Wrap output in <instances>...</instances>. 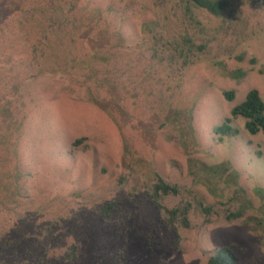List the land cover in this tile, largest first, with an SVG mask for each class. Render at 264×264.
I'll use <instances>...</instances> for the list:
<instances>
[{
    "label": "rangeland",
    "instance_id": "obj_1",
    "mask_svg": "<svg viewBox=\"0 0 264 264\" xmlns=\"http://www.w3.org/2000/svg\"><path fill=\"white\" fill-rule=\"evenodd\" d=\"M57 2L0 0V264H208L212 251L233 243L240 264H264V240L242 221L219 218L201 228L203 218L192 214V228L178 237L145 204L132 216L101 215L105 201L123 200L135 180L149 191L154 169L177 186L203 192L219 214L235 212V203L226 205L232 192L220 200L193 178L195 170L205 177L203 165L225 162L240 174L238 186L255 209L264 208L255 195L264 189V157L258 156L264 135L249 136L238 121V137L220 142L213 130L216 116L230 111L225 88L235 87L244 99L256 87L264 97V9L235 0L243 11L234 26L246 40L201 12L218 45L233 50L219 58L226 72L202 59L182 76L173 69L168 79L141 59L138 38L147 19L163 10L160 2L120 0L109 10V0H73L70 18L84 15V21L68 26L53 24ZM97 10L102 19L91 24L87 16L98 17ZM238 68L252 77L239 86L230 76ZM212 104L220 108L212 111ZM126 148L133 154L126 156ZM76 246L78 259L69 258Z\"/></svg>",
    "mask_w": 264,
    "mask_h": 264
},
{
    "label": "trees",
    "instance_id": "obj_2",
    "mask_svg": "<svg viewBox=\"0 0 264 264\" xmlns=\"http://www.w3.org/2000/svg\"><path fill=\"white\" fill-rule=\"evenodd\" d=\"M108 9L113 10L120 0H109ZM160 2L163 10L153 13L152 18L147 19L140 29V35L138 36L139 42L142 43V60H146L150 65L156 69L160 68L161 73L165 71L166 77L175 69L178 74L186 72L192 66H195L199 61L204 59L216 70L221 71L223 74L225 71L222 61L219 59L222 54L229 52L233 53V50L222 49L221 45H218L217 36L206 26L200 22V13L205 12L212 18L219 22H223L219 27L221 31H234L237 34V38L240 40H246L244 32H239L241 28L234 26L237 24L241 17L243 8H239L235 0H156ZM171 4V8L167 10L168 4ZM253 4L264 9V0H253ZM55 7L59 8V16L49 17L55 19L53 24L60 22L63 26H68L69 23H75L81 21L83 23L81 15L79 19L76 17H70L74 12V2L70 0H58L54 3ZM107 9V10H108ZM54 10L51 14H55ZM36 11L44 10L40 7ZM98 17L87 16V21L91 24L93 21H100L103 16V12L97 10ZM71 19V21H70ZM107 22V20H106ZM77 27V26H75ZM118 26L115 25V28ZM218 27V28H219ZM219 29V30H220ZM116 32L117 30L114 29ZM120 33V31H118ZM118 33V34H119ZM217 45V47H216ZM117 46V45H116ZM119 46V45H118ZM219 48L223 51L220 52ZM234 49V48H233ZM238 54V53H237ZM244 56L239 55L237 60L239 62L244 61ZM109 61V58H105ZM220 60V61H219ZM80 64L85 68L93 70V67H89L86 61H80ZM164 70V71H162ZM155 71V72H156ZM264 71L260 70L261 76ZM233 85L239 86L243 80L249 82L252 77L242 68H238L234 72L230 73ZM171 79V77H168ZM248 79V80H247ZM173 80H175L173 78ZM238 91L236 88H225L222 97L225 103L228 104L230 111L228 115L220 114L217 117V123L213 130L217 141L223 142L224 138L238 137L242 130L236 127V121L240 122L244 128L243 130L249 136L264 135V97L260 88L250 87L245 93L244 99H239ZM197 96L207 92L205 88L203 91H198ZM176 98V96H175ZM216 108H220L218 104H212V111ZM194 109V108H193ZM6 115H11L9 109L4 107ZM220 113V110H217ZM193 115V111H190ZM213 115L212 113L210 114ZM194 115L192 116V123L194 125ZM189 127V133L196 135L195 126ZM181 140L184 136L180 137ZM82 141V140H81ZM80 140L76 143H80ZM133 154L129 148L125 149V155ZM259 158L264 157V152H258ZM139 161V160H138ZM140 163V161H139ZM197 163L195 160H191V167ZM131 164V163H130ZM133 164V163H132ZM136 164V163H134ZM133 164V165H134ZM131 165V168L132 166ZM200 170L204 171L205 177H200L197 170L193 171V178L195 182L200 181L204 187L208 188L211 195H214L218 199L225 197L226 193L232 192V195H228V204L235 203L236 211H227L226 214L221 215L215 210V205L208 200V197L198 190L184 189L176 184L167 181L162 174L154 169V179L149 191H145V185L135 180V186H132L129 193L123 200L105 201V204L101 206V215L105 218L116 217L121 214H130L132 216L140 209L142 204L149 206L153 211H156L157 217H163V223L165 227L173 230L177 236L190 230L192 228L191 216L194 214L198 218H203L201 228L205 226H211L218 223L219 218H224L225 221L235 222L242 221V225L250 232H255L261 236L264 240V208L255 209V203L251 200L247 191L241 186H238L240 174L232 168L230 162L221 163L218 165H203ZM151 174V175H152ZM198 178V179H196ZM219 184H223V188H218ZM208 185V187H207ZM203 187V186H202ZM234 187V188H232ZM222 190V195H218ZM146 195V196H144ZM224 195V196H223ZM255 195L259 200L264 203V189H256ZM144 196V197H143ZM168 197L181 198L179 205L175 207H168L164 201ZM226 198V197H225ZM148 204V205H147ZM222 205H225L221 201ZM225 205V206H226ZM137 210V211H136ZM259 214V216H247L250 213ZM262 215V216H261ZM222 216V217H220ZM160 220V219H159ZM179 237V236H178ZM150 242V241H149ZM236 244L229 246L217 247L212 251V256L208 259V264H240L239 259L235 255ZM80 249L76 246L71 249L68 254L69 258L78 259Z\"/></svg>",
    "mask_w": 264,
    "mask_h": 264
}]
</instances>
